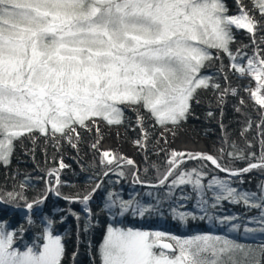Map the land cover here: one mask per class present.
<instances>
[{
    "label": "snow or ice",
    "instance_id": "6c2138e0",
    "mask_svg": "<svg viewBox=\"0 0 264 264\" xmlns=\"http://www.w3.org/2000/svg\"><path fill=\"white\" fill-rule=\"evenodd\" d=\"M236 2L238 14L229 15L224 0H0V163H10L17 140L28 137L35 142L37 134L53 141L54 147L59 148L62 139L76 149L80 129H95L99 134L100 121L109 126L121 125L126 109L137 112L143 142L135 143L146 149L148 133L141 110L160 128L171 131L192 114L201 91L215 89L221 101L229 92L237 94L236 89H222L204 73L219 59L213 54L215 50L229 57L233 71L256 82L254 89L246 90L260 112V123L256 125L262 137L259 158L255 153L246 156L238 149L229 152L234 159L249 160L246 167L232 169L210 154L172 151L167 171L158 175L157 183L149 184L136 173L132 183L153 189L166 187L168 197L176 188L191 186L204 215L197 217L173 209V218L185 224L204 220L205 216L209 221L213 219L208 212L207 192L212 193V209L222 201L243 203L260 210L259 217L249 222L257 226L244 225L243 232L264 236V185L259 195L240 192L228 179L213 176L205 184L206 172L197 168L180 170L187 158L210 162L228 177L238 178L252 170L264 172V48L260 47L264 36L259 43L256 40L257 32H264V0H254L253 9H247L243 0ZM255 12L261 20L255 18ZM234 29L250 35L255 45L252 56L240 49L233 53ZM251 128L249 121L245 131ZM98 143L92 147L95 149ZM232 147L236 149L235 144ZM121 160L134 165L131 159L103 151L100 164L108 168L103 176L113 171L114 162L119 168ZM66 167L61 159L58 168L47 173L54 183L47 181L48 186L38 198L28 201L23 191L9 192L0 196V204L23 200L31 224L32 215L37 214L49 194L62 196L59 173ZM115 174L125 177L123 171ZM103 183L96 182L84 194L63 197L70 204L84 206L88 217L85 232L95 217L90 202ZM157 205L142 203L135 196L123 199L114 192L107 193L103 210L114 223H108L97 250L100 264H264V243L253 247L219 235L181 238L160 230L116 226L129 215L143 219L158 213ZM68 212L77 221L81 219L77 212ZM237 219L225 216L219 223ZM44 220L46 226L38 242L25 244L23 249L17 245V237L23 241L26 229L9 230L0 220V264H63L65 244L62 236L54 234L56 221L48 216ZM240 228L241 224H232L231 231Z\"/></svg>",
    "mask_w": 264,
    "mask_h": 264
},
{
    "label": "trees",
    "instance_id": "16d2710c",
    "mask_svg": "<svg viewBox=\"0 0 264 264\" xmlns=\"http://www.w3.org/2000/svg\"><path fill=\"white\" fill-rule=\"evenodd\" d=\"M224 3L229 10V15L238 13L236 0H224ZM243 4L247 9H253L254 0H243ZM254 15L257 20H261L258 12H255ZM234 35L235 42L231 45L233 53L240 49L248 56L253 54L255 45L252 44L250 35L242 29H234ZM261 36H264V32H257V43H259ZM260 47L264 48V44H261ZM213 54L219 56V59L205 68L204 73L211 75L214 81L221 85L222 89H236L237 94L232 95L229 92L221 101L220 92L215 89L201 91L198 97L200 102L193 104L192 114L177 127L190 126V131L187 134L192 139H201L210 155L217 157L220 163L228 168L240 169L246 167L249 160L234 159L228 153L238 149L246 156L255 153L256 157L259 158L262 150L260 144L262 137L259 135V129L256 125L260 123V112L254 100L246 92L247 87L252 84L251 78L241 77L239 73L233 71L229 67L231 61L226 54L218 53L215 50H213ZM241 100L244 101L243 104H241ZM209 112L212 113L211 116L208 115ZM141 114L144 116L143 127L148 133V139L146 149L138 147L136 151L137 171H135V164L127 165L121 160L119 162L120 167L117 168L114 162L111 166L113 171L109 173L108 177H104L103 173L108 168L100 164L101 152L99 146L105 135L97 134L95 129L91 132L83 129L79 130L81 139L76 149L62 139L59 148L54 147L53 141L46 140L39 134H37L35 142L28 137L15 142L10 163L7 165L0 163V196L9 192L23 191L28 201L38 198L48 186L47 181L54 183V178L49 177L47 173L58 168L61 157L67 161V167L59 173L62 181L60 186L62 196L57 197L54 194H49L48 199L44 205L40 206L37 214L32 215L31 224L28 223L25 216L27 209L24 208L25 202L23 200L11 204H0V220L7 223L9 230H18L21 227L26 229L22 233L23 241L20 240L19 235L17 237L18 246L23 249L25 244L30 245L38 242L37 238L46 226L44 217L48 216L56 221L54 234L62 236L65 244L63 264H100L97 250L103 240L108 223H114L110 215L103 210V202L108 192H114L123 199H131L135 196L142 203L157 205V200L160 201L157 205L159 208L158 213L143 219L129 215L123 224L116 226L160 230L181 238L197 234L219 235L253 247L264 243V236L259 234L255 236L245 235L243 232L244 225L257 226L249 222L259 217L260 210L249 208L243 203L233 204L229 201H222L215 209H212L210 207L211 203L214 202L211 199L212 193L207 192L209 199L208 212L213 219L209 221L205 216L204 220H189L185 224L173 218V209L177 213L190 212L197 217L204 215L197 207L198 198L192 191L191 186L176 188L173 190V195L168 197L166 187L153 189L146 185L132 183L133 173L138 174L142 180L149 184L157 183L158 175H162L167 171V160L172 152L168 148L161 150L152 148V143L160 127L143 110H141ZM249 121L252 123V128L245 131ZM100 122L105 126H109L103 121ZM117 126L123 129L122 139L126 144H130L134 139L143 141V133L137 123L136 111L126 109L124 122ZM98 140L99 143L94 149L92 145L96 144ZM233 144L236 145V149H233ZM249 144H251V147H249ZM113 154L117 157H123L118 151H113ZM202 165H206V167L202 168ZM192 168L207 173L204 180L205 184L215 176L220 179H228L232 186L240 192L257 193V195L262 191L260 186L264 185V172L260 170H252L238 178L228 177L226 173L220 172L210 162L187 160L185 158V163L180 170L185 171ZM118 171H123L125 177L117 176L115 173ZM100 180L104 182L103 188L89 205L95 213V217L89 230L85 232L83 229L84 225L88 223V217L83 212V205L79 203L70 204L63 197L84 194ZM21 184L25 185L23 189L20 187ZM148 192H152L153 195L148 196ZM185 196H191V199H184ZM69 209L77 212L81 219L77 221L74 216L69 214ZM225 216H235L238 219L221 225L219 219ZM232 224H241L240 230L231 231ZM74 253L75 257H73Z\"/></svg>",
    "mask_w": 264,
    "mask_h": 264
},
{
    "label": "rangeland",
    "instance_id": "374dc122",
    "mask_svg": "<svg viewBox=\"0 0 264 264\" xmlns=\"http://www.w3.org/2000/svg\"><path fill=\"white\" fill-rule=\"evenodd\" d=\"M238 14V13H237ZM235 15V14H231ZM251 54L250 56H252ZM242 63L246 65V60H244ZM252 80V79H251ZM256 87V82L252 80V84L247 87L248 88H255ZM247 94L249 95V92L246 90ZM171 127V126H170ZM99 128H100V135H105L103 139H101L99 150L102 153L103 151H118L123 157L127 159H131L134 161V163L137 162V157H136V151L138 149V146L136 145V141L139 140H133L131 141L130 144H126L123 141V129L120 126L113 125V126H105L102 122H99ZM190 131V126H187L185 128L182 127H171V131H166L163 128H160L157 132L156 138L154 139V142L152 143V148L154 150H161L163 148H168L171 151H177V152H193L195 153L196 151H192L191 149H186V148H179V146L183 145L185 146L188 144L187 140L191 142H198L202 141L201 139H192L187 132ZM142 141V140H141ZM110 142L111 147L106 149L105 144ZM143 142V141H142ZM203 145L204 142L202 141ZM206 147V146H205ZM207 149V148H206ZM201 153H209L208 150L207 152H201ZM63 160L64 164L67 165V161L61 157ZM59 160V162L61 161ZM137 167L136 170L137 171ZM84 207V206H83ZM30 214L26 211L25 216L28 219V216Z\"/></svg>",
    "mask_w": 264,
    "mask_h": 264
},
{
    "label": "bare ground",
    "instance_id": "6f19581e",
    "mask_svg": "<svg viewBox=\"0 0 264 264\" xmlns=\"http://www.w3.org/2000/svg\"><path fill=\"white\" fill-rule=\"evenodd\" d=\"M188 144H186L185 146L181 145L179 146V148H186V149H191L192 151H196V152H207V149L205 147V145H203L202 141H198V142H191L189 140H187ZM111 147V143L108 142L105 144V148L108 149Z\"/></svg>",
    "mask_w": 264,
    "mask_h": 264
},
{
    "label": "water",
    "instance_id": "95a60500",
    "mask_svg": "<svg viewBox=\"0 0 264 264\" xmlns=\"http://www.w3.org/2000/svg\"><path fill=\"white\" fill-rule=\"evenodd\" d=\"M207 154H209V153H207ZM135 164H136V167H137V169H138V163L136 162Z\"/></svg>",
    "mask_w": 264,
    "mask_h": 264
}]
</instances>
